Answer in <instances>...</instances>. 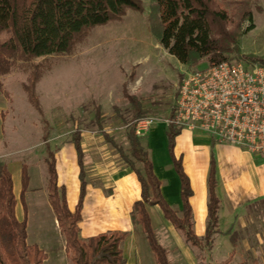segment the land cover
<instances>
[{
	"label": "rangeland",
	"instance_id": "1",
	"mask_svg": "<svg viewBox=\"0 0 264 264\" xmlns=\"http://www.w3.org/2000/svg\"><path fill=\"white\" fill-rule=\"evenodd\" d=\"M139 1L141 11L127 9L120 18L89 28L70 52L18 59L8 74L0 76V161L12 176L16 217L21 220L25 213L26 243L45 253L42 264H72L48 200L45 164L48 152L57 149L54 157L60 184L66 198L73 201L78 166L70 141L78 130L85 147L86 204L110 201L111 176L125 165L119 150L127 153L129 146L126 135L131 127V111L127 95H135L141 102L145 114L139 120L153 119L146 134L139 138L158 166L157 173L166 176L172 172L176 176L166 149L167 119L179 75L202 68L206 61L187 67L171 56L150 33L151 0ZM213 1L227 14L226 29H238L241 33L238 41L241 53L264 58V0ZM244 11L251 12V22L242 17ZM250 23L252 28L247 29ZM229 57L237 58L236 54ZM96 109L104 115L102 130L113 137L115 146L98 132ZM23 165L28 182L21 201ZM135 166L141 167L137 162ZM157 211L161 213L159 207H151L150 214L170 264H264V204L248 206L241 214L245 216L243 226L231 224L229 228L221 224L212 236L210 249L187 243L163 216L156 218ZM86 215L98 224L107 221L101 220L99 212L91 208ZM228 228L230 232H226ZM135 229L140 237V227L137 225ZM232 232L236 234L234 243L229 239ZM149 251L151 259L146 258L145 264H156Z\"/></svg>",
	"mask_w": 264,
	"mask_h": 264
},
{
	"label": "trees",
	"instance_id": "2",
	"mask_svg": "<svg viewBox=\"0 0 264 264\" xmlns=\"http://www.w3.org/2000/svg\"><path fill=\"white\" fill-rule=\"evenodd\" d=\"M127 9L141 11L140 1L0 0V76L8 74L18 59L30 60L70 52L86 30L104 24L112 18H120ZM242 17L251 22L250 11H244ZM228 21L225 11L217 8L213 0H151L149 6L148 22L151 35L181 64L194 67L202 61H219L236 54L237 58L249 59L264 66L263 57L241 53L238 45L241 33L238 29L227 30ZM250 28L251 23L247 29ZM182 76L183 74L179 75L178 84ZM127 100L131 111V127L126 135L129 146L127 153L119 150V154L140 183V199L132 204L131 222L140 227L156 264L170 263L166 250L159 243L157 233L151 225L147 205H157L163 218L182 233L187 243L200 249H210L212 236L218 232L219 208L216 194V162L212 151L207 175L206 226L204 235L198 237L192 227V213L188 202L192 193L189 180L183 171L180 158H175L173 154L174 138L180 130L167 124L165 132L167 153L180 185L181 207L175 211L162 196L160 181L154 173L152 161L140 138L135 134V123L144 116L145 111L135 95H127ZM103 119L104 115L96 109L95 123L98 132L115 146L113 137L102 130ZM70 142L76 152L79 167V193L73 211L67 206L64 186L57 183L54 157L57 149L49 151L45 159L48 200L64 236L65 250L70 253L72 264H125L121 243L128 236V231L113 230L87 239L79 237L78 222L86 193V181L78 130L71 135ZM212 147L213 142L210 149ZM135 162L141 167L137 168ZM27 182L28 177L23 165L19 195L21 201ZM15 206L12 176L7 166L0 161V264H42L45 253L36 245L26 243L25 213L19 220L15 214ZM226 232H230V229ZM229 239L234 243L236 234L232 232Z\"/></svg>",
	"mask_w": 264,
	"mask_h": 264
},
{
	"label": "crops",
	"instance_id": "3",
	"mask_svg": "<svg viewBox=\"0 0 264 264\" xmlns=\"http://www.w3.org/2000/svg\"><path fill=\"white\" fill-rule=\"evenodd\" d=\"M82 138H84L83 135ZM80 142L82 151H85L83 139L80 138ZM211 142H213L212 149H210ZM61 149L63 147L58 151ZM210 151H212L216 162V194L219 199L218 229L221 224L226 225L225 227L229 226V228L233 224L234 226H243L242 219L245 216L243 217L241 214L246 212L245 210H247L248 206L254 203L264 204V159L262 157L253 155L237 146L215 142L207 134L204 135L203 133L191 132L185 129L180 130L179 134L174 138L173 154L175 158H180L183 171L189 180L192 193L188 198V202L192 213V227L198 237L204 235L206 226L207 175ZM148 155L152 161L151 155L149 153ZM169 161L171 163L170 158ZM152 164L153 169L158 167L153 161ZM78 172L79 167L78 171H76V199L69 201L66 198L67 206L71 211H73L78 199ZM154 173L160 181V191L166 202L171 207H176L179 210L181 207L180 185L176 173V176L172 172H170V175L168 173V175L162 176L157 173L156 169H154ZM110 181L109 196L111 199L104 204H100L99 201V203L90 202L91 205L89 206L86 204L87 192L85 193L80 212L81 218L78 222L79 237L87 239L90 236L113 230L128 231V236L121 243L125 264H145L146 258L148 261L151 259L150 248L144 234L141 233L140 237L136 235L135 228L137 225H134L130 219L132 204L140 199V183L132 169L125 165L112 174ZM57 183L61 185L58 174ZM87 186L88 184L86 183V191ZM96 192L100 193L99 190H96ZM156 206L147 205L146 207L153 229L154 224L150 210L151 207L155 208ZM88 208L99 212L102 217L101 220H107L105 224L91 221V216L87 218ZM161 216L162 213L157 211L156 218L161 219Z\"/></svg>",
	"mask_w": 264,
	"mask_h": 264
},
{
	"label": "built area",
	"instance_id": "4",
	"mask_svg": "<svg viewBox=\"0 0 264 264\" xmlns=\"http://www.w3.org/2000/svg\"><path fill=\"white\" fill-rule=\"evenodd\" d=\"M152 123L151 118L138 120L135 134L143 137ZM167 124L205 133L264 159V66L228 58L186 70Z\"/></svg>",
	"mask_w": 264,
	"mask_h": 264
},
{
	"label": "bare ground",
	"instance_id": "5",
	"mask_svg": "<svg viewBox=\"0 0 264 264\" xmlns=\"http://www.w3.org/2000/svg\"><path fill=\"white\" fill-rule=\"evenodd\" d=\"M156 134H157V133H156ZM156 134H155V135H156ZM157 135H158V134H157ZM157 135H156V136H157ZM156 138H157V137H156ZM156 138H155V139H156ZM159 139H160V137H159ZM160 140H161V139H160ZM151 141H153V139H152ZM155 141H156V140H155ZM158 141H159V140H158ZM156 142H157V141H156ZM156 142H154V143L156 144ZM151 143H153V142H151ZM161 143H162V142H161ZM155 144H154V146H157V145H155ZM158 144L161 145L159 142H158ZM162 144H163V143H162ZM151 145H152V144H151ZM152 146H153V145H152ZM155 167H156V166H155ZM160 167H161V166H160ZM154 169H156V168H154ZM159 169H160V168H159ZM161 169H162V168H161ZM158 171H159V170H158ZM160 172H162V171H160ZM164 172H165V171H164ZM165 173L167 174V172H165ZM168 173H169V175H170V172H168ZM108 215H109V214H108ZM113 218H114V217H113ZM117 218H118V217H117ZM119 223H120V222H119ZM120 225H121V224H120ZM114 227H115V226H114Z\"/></svg>",
	"mask_w": 264,
	"mask_h": 264
}]
</instances>
